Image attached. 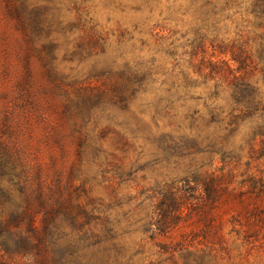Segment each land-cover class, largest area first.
I'll list each match as a JSON object with an SVG mask.
<instances>
[{"label": "rangeland", "instance_id": "1", "mask_svg": "<svg viewBox=\"0 0 264 264\" xmlns=\"http://www.w3.org/2000/svg\"><path fill=\"white\" fill-rule=\"evenodd\" d=\"M190 3L0 0V143L27 159L45 192L59 180L66 182L72 171L71 194L88 214L76 227L62 220L55 237L62 264H264V221L249 242H242L236 232L245 218H236L238 199L211 211L225 240L216 258L202 242L208 234L195 229V214L171 239L161 238L178 242L187 234L186 252L164 254L152 240L159 209L179 198L187 210L202 197L201 190L186 192V182L194 186L195 173L233 169L229 189L241 193L247 164L253 163V170L262 164L256 163L261 154H251L249 140L264 112L241 123L223 144L232 160L222 158L220 146L211 149L206 141H193L218 126L208 125L212 102L223 111L220 118H227L223 128L230 114L245 110L219 75L223 60L235 65L220 48L236 41L241 27L227 22L218 34H195L201 23L197 14L187 13ZM171 7L179 10L169 14ZM13 10L24 24L11 16ZM156 26L173 33L160 40ZM84 36L90 49L81 57L77 49ZM128 67L135 84L122 75ZM252 82L264 105L261 75ZM69 104L79 116L65 119ZM261 145L260 139L255 142L258 151ZM8 180L0 189L12 197L7 201L0 193V207L25 204Z\"/></svg>", "mask_w": 264, "mask_h": 264}, {"label": "trees", "instance_id": "2", "mask_svg": "<svg viewBox=\"0 0 264 264\" xmlns=\"http://www.w3.org/2000/svg\"><path fill=\"white\" fill-rule=\"evenodd\" d=\"M178 10L176 7H171L168 12L174 14ZM186 11L188 14H197L196 16L200 19L201 29L195 34L204 32L218 34L226 28L227 22L241 27L238 39L220 48L222 49L221 54L231 55L233 63L237 66L232 65L230 61L223 60L221 63L223 69L219 75L223 79L221 80L229 86L234 102L243 107L245 111L241 115L230 114L229 124L223 128L227 118L225 121L220 118L223 111L219 110L215 106L216 103L212 102L209 106L211 121L208 125L218 126L212 134L203 138L200 136L193 138L196 144L200 140L206 141L211 145V149L220 146V151H223L225 148L223 144L233 138L241 123L253 119L259 112H264L259 88L252 82L253 77L260 74L264 84V0H191ZM16 13L18 12L16 11ZM11 16L15 20L18 19L20 24H24L19 16L14 15V10ZM30 28L32 27L30 26ZM154 31H158L156 37L163 41L167 38L166 35H163L164 33H173L161 26H156ZM88 43L89 37L84 36L80 39L77 54L81 57L88 51ZM252 44L257 47L256 52L255 46ZM197 49L199 48H195L194 51ZM248 49L253 52V55L246 51ZM253 58L256 59V62ZM127 69L129 71L124 72L123 77H128L126 78L129 79L128 82L135 84V73L130 67ZM211 71L214 72V69ZM62 114L65 119L72 115H80L79 112L71 108L70 104L65 106ZM76 126L77 124L74 123V129ZM215 132H220V134L215 135ZM250 138L251 154L253 156L261 154L262 156L260 155L256 163L261 162L262 164L256 167L257 170H253V163L247 164L248 176L244 180L246 190L241 193L230 191V185L235 178L233 169L225 171V168H222L219 171L197 172L193 176V187L189 182H186L188 187L186 192L195 193L201 190L202 197L197 203L186 210L183 201L176 198L172 205L165 210L164 207L159 209V219L152 240L162 253L172 255L177 252H186L190 248L187 234H182L178 242L167 243L161 238L171 239L172 234L178 230L180 225L186 223L188 218L195 214L198 216L193 223L195 229L208 234L202 241L204 247L209 255L217 254L218 247L223 248L225 240L220 235L221 224L215 220L216 216L212 215L211 211L217 205L230 204L237 199L240 209L235 210L236 218L240 221L239 218L242 217V214L245 218L244 223H240L242 228L236 232L239 239L244 243L249 242L257 230H260L259 223L264 221V212L262 211L264 208V161H260V159H264V120L258 122L253 128ZM259 139L262 144L260 152L255 146V142ZM231 157L228 150L223 151V159ZM29 169L27 159H23L5 142L0 143V184L3 180L9 179L8 181L18 188L25 198V204L21 206H7L6 208V205H2L0 207V264H16L15 259L18 257L24 260L30 257L37 258L40 260L39 264H62L63 260L58 256L57 251L58 241L55 240L58 230H61L62 220H67L72 224V227H76L80 223L81 217H87L88 214L71 194L70 189L74 187L72 171L66 182L59 180L45 192L44 184L37 175L32 176ZM0 190L1 195L7 201L12 197L11 191L2 188ZM168 192L173 194L174 187L169 186ZM176 194L173 195L176 196ZM248 194L251 196H247ZM213 257L216 258V255ZM188 264L202 263L195 261Z\"/></svg>", "mask_w": 264, "mask_h": 264}]
</instances>
